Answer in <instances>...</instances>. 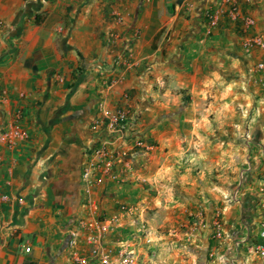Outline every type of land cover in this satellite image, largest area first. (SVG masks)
I'll return each mask as SVG.
<instances>
[{
	"label": "crops",
	"instance_id": "crops-1",
	"mask_svg": "<svg viewBox=\"0 0 264 264\" xmlns=\"http://www.w3.org/2000/svg\"><path fill=\"white\" fill-rule=\"evenodd\" d=\"M257 37L264 0H0V264H73L71 233L83 245L103 220L153 264L260 261L235 244L264 217Z\"/></svg>",
	"mask_w": 264,
	"mask_h": 264
},
{
	"label": "built area",
	"instance_id": "built-area-1",
	"mask_svg": "<svg viewBox=\"0 0 264 264\" xmlns=\"http://www.w3.org/2000/svg\"><path fill=\"white\" fill-rule=\"evenodd\" d=\"M210 21L213 25H216L219 21V14L208 13ZM255 21L253 19H247L244 22L246 28H251L254 25ZM254 43L258 46L264 48V38L257 37L254 39ZM257 69L264 73V62H260L257 65ZM62 81L64 79H61ZM131 117V113L128 110L118 109L112 115L110 127L113 132L119 131L127 127V123ZM20 135H23L21 133ZM135 146L145 147L146 145L141 139H137ZM97 156L104 163V172L106 174H112L115 167V156L105 152L103 149L96 150ZM246 169H250L249 166ZM246 169L242 172L245 173ZM85 178L91 177V170L85 168L84 172ZM264 184V177L262 178ZM120 211L132 216L133 225H138V238L141 235L146 234V225L139 220L138 215L136 214V207L134 205H128L125 203H120ZM120 227V225L114 220L98 221L97 228L98 233H89L85 236L83 245H79L78 235L76 232H72L69 239V246L73 249L72 260L73 264H153L152 261H146L142 258L137 245L129 244L126 241L117 242V243H107L104 241V234ZM215 237L221 239L226 236L224 230V224L222 220L218 219L215 223ZM244 243H248L249 251L255 254L260 261L257 263H248V264H264V217L258 223L257 232L255 234L248 232L244 238H239L235 242L236 247L239 249ZM30 247L26 248V251L29 252ZM233 264L235 261H232Z\"/></svg>",
	"mask_w": 264,
	"mask_h": 264
},
{
	"label": "rangeland",
	"instance_id": "rangeland-1",
	"mask_svg": "<svg viewBox=\"0 0 264 264\" xmlns=\"http://www.w3.org/2000/svg\"><path fill=\"white\" fill-rule=\"evenodd\" d=\"M38 17H40L41 18V15H39ZM228 134H229V132H221V144H222V147H221V151H222V154H221V156H223L222 157V163L224 164L223 166H222V168L224 169V170H226V175H227V171H228V165H227V161H228V155H227V153H228V148H226L227 146V141H228ZM241 135L239 134V132H232V135L230 136V139H231V141H232V143L234 144V145H236L235 146V148L237 149V153H236V164H237V166L239 167H241L242 166V164H243V162L241 163V157H239L240 156V154H239V150H240V148H241V143H242V141H241ZM224 151V152H223ZM239 167V168H240ZM239 168H238V170H239ZM237 172H239V171H237ZM231 174H232V171H231ZM223 176V175H222Z\"/></svg>",
	"mask_w": 264,
	"mask_h": 264
},
{
	"label": "trees",
	"instance_id": "trees-1",
	"mask_svg": "<svg viewBox=\"0 0 264 264\" xmlns=\"http://www.w3.org/2000/svg\"><path fill=\"white\" fill-rule=\"evenodd\" d=\"M38 19H39V17H38ZM38 19H37V21H39Z\"/></svg>",
	"mask_w": 264,
	"mask_h": 264
}]
</instances>
